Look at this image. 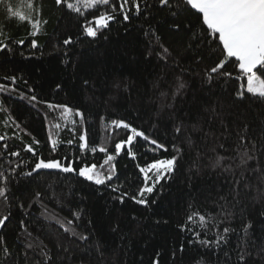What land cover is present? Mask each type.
I'll return each mask as SVG.
<instances>
[{"label":"trees","instance_id":"16d2710c","mask_svg":"<svg viewBox=\"0 0 264 264\" xmlns=\"http://www.w3.org/2000/svg\"><path fill=\"white\" fill-rule=\"evenodd\" d=\"M121 2L79 15L63 2L32 0V9L23 11L41 21L33 36L28 21L9 16L20 0H0V41L7 46L0 49V85L6 88L0 91V172L6 177L0 184L7 188V198L0 197V218L7 217L0 226V264H47L42 250L50 264H264V99L246 92V78L236 79L235 58L221 70L231 79L205 75L224 58L216 44L209 46L218 38L206 37L193 13L173 15L180 0L168 6L136 0L139 11L129 0L127 20ZM113 5L109 26L87 37L86 22ZM161 44L169 50L166 58ZM257 74L264 79V72ZM49 104L67 106L70 117L61 119L63 109ZM113 121L149 140L134 139L135 159L124 147L111 162V180L96 185L78 171L96 164L109 174L111 165L100 167L106 154L115 155V144L131 134ZM25 145L45 160L73 162L75 171L26 175L37 157ZM245 146L253 159L241 164ZM173 156V171L146 194L147 204L135 203L130 197L144 186L137 165ZM124 193L121 203L116 197Z\"/></svg>","mask_w":264,"mask_h":264},{"label":"snow or ice","instance_id":"6c2138e0","mask_svg":"<svg viewBox=\"0 0 264 264\" xmlns=\"http://www.w3.org/2000/svg\"><path fill=\"white\" fill-rule=\"evenodd\" d=\"M56 4L59 6L66 4V7L74 11L79 15H84V10L96 8L100 5L108 6L111 0H55ZM129 0H122L120 3V12L124 13V20H127L128 14L125 11V6L128 4ZM134 7L139 11V4L136 3V0H132ZM160 5L168 6L169 0H159ZM29 10L32 9V0H20L19 10H13L11 7L8 8V13L10 17H15L18 21H28L34 31L31 33L35 36L39 31V25L41 24L40 20L32 21L29 14L23 11L24 8ZM178 11L174 12L173 15H178L179 11H187L193 13L196 16V19L200 22L201 31L205 33L207 37L209 34L212 37L218 39H213L210 41L211 44H216L217 48L220 49L223 59L219 61L214 67L205 72V75L212 79L213 74L221 73L222 76L228 77L231 79V74L227 72H221V70L226 66V63L233 62L231 58H235L236 67L239 70L240 75L236 77L237 80H243L246 78L247 86L246 92L251 94L253 97L264 99V79L258 75V72H264V0H180L178 4ZM116 11L115 6H112L111 12H102L99 16H93L91 20H88L84 25V34L87 37H96L100 29L107 28L109 26V21L113 20L114 12ZM37 15H39V10L37 9ZM47 23V21H42ZM206 26V28H204ZM176 30H179V25H174ZM187 30L191 31V27L187 26ZM2 35V32H0ZM21 40L19 43H23ZM72 43L71 37L64 40L65 45ZM222 46V48L220 47ZM7 47L2 41H0V49ZM32 47H37V42L34 39L32 41ZM163 49L164 58L167 55H170L169 50L161 44ZM10 79L14 84L16 81L15 77L6 78ZM85 84L88 81H84ZM59 87V85H57ZM183 87V84L180 85ZM6 88L4 85H0V91H5ZM245 93L237 92V96L243 99ZM32 100H36V97L33 96ZM49 108L60 107L63 109L61 114V119L67 120L71 115V109H68L67 106H54L49 104ZM76 115H82L79 111L76 112ZM113 125L116 127H123L125 129L131 130V134L127 136L126 141H120L115 144V155L106 154V157L103 161L104 165H111V162L116 159V155H119L124 147H127V154L135 159L136 154L132 151L133 141L136 137H143L144 140L148 141L149 137L145 136L142 131H138L136 128L131 127L129 124L124 121H113ZM247 126H245L246 130ZM177 132L180 131L179 128L176 129ZM5 137L0 136V141L4 140ZM80 141H85V136L80 135ZM245 136H240V141L243 143ZM49 141L52 145V151H56V140L52 139L49 136ZM35 144H39V141H36L33 138ZM71 141H69V144ZM150 143L157 145L158 148H163L164 145L157 144L156 140H150ZM255 142L253 141V144ZM81 150L86 148L85 143L79 145ZM25 151L32 153L33 156L37 157L34 167H32L31 172L26 173V175L31 176L32 173L38 172L41 169H56L64 173H69L75 171L73 168V162H62L57 159H47L45 160L42 157H39L35 149L31 145H25ZM93 152H96L97 149L93 148ZM101 153H106V149L103 147L99 148ZM178 151V149H177ZM12 156H19V152H11ZM241 164L246 163L247 160L253 159V156L249 155V150L245 146L244 152L240 153ZM66 159V158H65ZM220 158L217 159V164H219ZM176 157L173 156L170 159H158L150 163H147L144 166L137 165L139 172L143 174L144 186H142L137 195L130 197L135 203L140 205H146L147 200L144 198L146 194L153 192L156 184H159L160 180L165 177L166 174L171 173L174 169ZM215 166V165H214ZM115 173L114 165L109 167V174L103 176L100 170L97 168L96 164L88 165L84 164L79 168L78 175L80 177L86 178L88 181L94 182L96 185H103L106 181H110L112 176ZM151 173V175H150ZM6 179L4 174L0 172V181ZM151 181V184H149ZM118 191L117 188L113 189ZM7 188L0 184V197L7 198L6 196ZM127 193L122 194L116 199H119L121 203L124 202V198L127 196ZM39 196V193H37ZM139 197V198H138ZM154 203V201H153ZM74 216H79V213H73ZM198 214H193L188 216V220L192 221L194 216ZM7 217L0 218V226L5 224ZM201 223L205 221L203 215L199 216ZM69 224L72 221L68 222ZM247 227V226H245ZM116 229H113L115 231ZM225 232L228 229H224ZM65 232H71L75 235V232L71 228H65ZM81 240H86V236H80ZM4 243V238L0 237V244ZM207 243V242H206ZM29 248L32 247L31 244L28 245ZM5 253L8 252V249L5 247L3 249ZM45 262L50 264V257L47 252H43ZM241 259L244 257L241 256ZM153 264H158V261H154Z\"/></svg>","mask_w":264,"mask_h":264},{"label":"rangeland","instance_id":"374dc122","mask_svg":"<svg viewBox=\"0 0 264 264\" xmlns=\"http://www.w3.org/2000/svg\"><path fill=\"white\" fill-rule=\"evenodd\" d=\"M39 28H40V26H39ZM114 155V154H113ZM92 165V164H91ZM97 168L99 169V167L97 166ZM103 176H105V175H103Z\"/></svg>","mask_w":264,"mask_h":264}]
</instances>
